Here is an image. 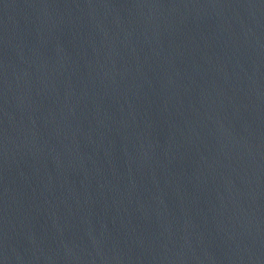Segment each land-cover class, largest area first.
Wrapping results in <instances>:
<instances>
[{
    "label": "water",
    "instance_id": "1",
    "mask_svg": "<svg viewBox=\"0 0 264 264\" xmlns=\"http://www.w3.org/2000/svg\"><path fill=\"white\" fill-rule=\"evenodd\" d=\"M0 264H264V0H0Z\"/></svg>",
    "mask_w": 264,
    "mask_h": 264
}]
</instances>
